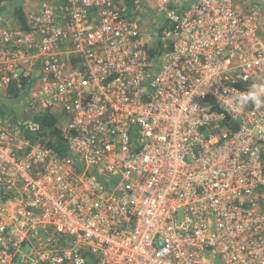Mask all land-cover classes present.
Returning a JSON list of instances; mask_svg holds the SVG:
<instances>
[{"label":"built area","instance_id":"built-area-1","mask_svg":"<svg viewBox=\"0 0 264 264\" xmlns=\"http://www.w3.org/2000/svg\"><path fill=\"white\" fill-rule=\"evenodd\" d=\"M1 6L0 104L57 115L68 150L0 114V264H264V11Z\"/></svg>","mask_w":264,"mask_h":264},{"label":"trees","instance_id":"trees-1","mask_svg":"<svg viewBox=\"0 0 264 264\" xmlns=\"http://www.w3.org/2000/svg\"><path fill=\"white\" fill-rule=\"evenodd\" d=\"M6 0H0V14L4 12L3 7L1 4ZM128 1L129 0H125ZM245 5L248 9L252 10H259L260 7L258 6V3L255 1H245ZM264 11V10H262ZM16 14L18 17H20L22 20H24V10L22 8H18L16 11ZM158 39L153 42V44L147 45V50L149 51V54L151 57H155L157 54H163L166 51V48L163 44V29L158 30ZM10 97L8 99L17 98V95L14 97L9 95ZM10 109L7 106H2L0 104V114L6 115L10 114ZM32 120L33 122H36L40 125V132H37V137H43L44 140H47V146L50 148H53L56 152H67L68 150V144L67 140L63 138L61 131L57 128V123L59 122V118L57 115H55L52 112H32L31 115L24 117V121L26 120ZM12 122L18 123L17 118L13 119ZM35 138V135L33 136Z\"/></svg>","mask_w":264,"mask_h":264},{"label":"rangeland","instance_id":"rangeland-1","mask_svg":"<svg viewBox=\"0 0 264 264\" xmlns=\"http://www.w3.org/2000/svg\"><path fill=\"white\" fill-rule=\"evenodd\" d=\"M241 1L245 2L248 0H241ZM252 1H255L256 3H258V6L260 7L259 11L264 10V0H252ZM159 18L161 20L163 19V17L161 16H159ZM149 21L152 22L150 19ZM147 26H148L147 32L151 31L153 27L152 23L148 25V22H147ZM3 104L4 106L9 107L11 111L9 115L8 114L3 115V120L7 121L8 119L13 120L15 118H17V120L24 119L25 104L22 103L21 100H17V101L3 100Z\"/></svg>","mask_w":264,"mask_h":264}]
</instances>
